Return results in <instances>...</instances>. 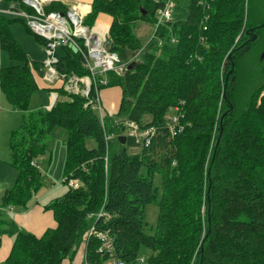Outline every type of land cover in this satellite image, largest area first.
I'll return each mask as SVG.
<instances>
[{"label":"trees","instance_id":"trees-1","mask_svg":"<svg viewBox=\"0 0 264 264\" xmlns=\"http://www.w3.org/2000/svg\"><path fill=\"white\" fill-rule=\"evenodd\" d=\"M8 2L30 11L22 0ZM163 6V0H93L85 24L110 19V51L120 57L143 49L124 73L99 76L107 80L101 93L122 91L117 114L107 112L104 125L87 99L68 95L62 82L45 89L58 94L51 110H29L43 62L31 61L15 39L12 24L20 18L0 14V49L18 63L0 69V90L24 113L9 138L16 182L0 208L28 209L41 191L38 160L57 128L68 133L64 184L81 182L45 207L57 227L40 238L0 220V246L3 235L13 240L3 264H62L79 249L88 264H105L100 242L88 237L92 225L113 236L116 255L128 264H138L143 250L150 252L145 264H264V0H190L187 19L160 25L146 46L137 25L155 28ZM67 9L60 2L47 7ZM248 31L256 41L249 42ZM35 37L44 48L46 42ZM61 52L59 73L89 75L81 54L70 47ZM170 111L182 115L176 136L167 127ZM127 122L157 129L140 154L118 141ZM109 135L114 138L107 141ZM152 204L159 214L149 235L145 210Z\"/></svg>","mask_w":264,"mask_h":264},{"label":"built area","instance_id":"built-area-1","mask_svg":"<svg viewBox=\"0 0 264 264\" xmlns=\"http://www.w3.org/2000/svg\"><path fill=\"white\" fill-rule=\"evenodd\" d=\"M164 6L158 12V21L156 31L160 25L172 21L175 8L174 0H163ZM56 0H22V4L30 11L21 10L12 5L9 9L1 10L0 14L24 19L30 31L39 38H42L46 45L44 46L45 60L43 62V79L45 82L53 85L57 82L64 84V90L68 95H79L87 99V104L98 112L102 125L106 122L104 107L101 99L100 86L106 85V79H99V76L109 72L124 73L127 67L138 60L143 51L137 52L128 62L121 65L118 54L108 49L110 27L102 23H96L94 26L85 24V19L91 13V6L85 3H74L68 7L65 13L58 11H47V7ZM99 27L106 28V32L97 31ZM154 34L153 38L156 37ZM152 38V39H153ZM151 39V40H152ZM150 40V41H151ZM146 46H148V44ZM175 42V40H173ZM159 46L163 45L159 39ZM75 46L78 53L83 58L84 67L89 71L86 77L76 75H66L59 73L57 65L59 64L58 52L64 47ZM54 102L58 100V94L53 93ZM0 105V113H1ZM178 110H176L177 112ZM182 115L174 113L173 117L167 123V127L172 136L183 130L181 125ZM125 135L134 137L136 143L144 148L151 145L152 138L156 135L157 129L150 127L141 129L134 122H127L125 126ZM114 138L113 135L107 136V141ZM69 187L79 189L81 182L72 180ZM103 214L97 215L99 219ZM96 218V219H97ZM94 236L100 242L99 253L107 255L105 264H128L121 260L115 253L114 238L107 231L99 230L96 225H92L88 237ZM146 260L140 258L138 264H145ZM88 264V263H87Z\"/></svg>","mask_w":264,"mask_h":264},{"label":"rangeland","instance_id":"rangeland-1","mask_svg":"<svg viewBox=\"0 0 264 264\" xmlns=\"http://www.w3.org/2000/svg\"><path fill=\"white\" fill-rule=\"evenodd\" d=\"M56 1L60 3L63 2V0ZM189 2L190 0H174L175 8L172 16V22L184 21L187 19ZM7 7L8 5L5 3V1L0 0V9L3 10ZM23 20L20 19L19 21L12 24L13 35L17 42L22 46L23 50L26 52L31 61L33 60V62L42 63L45 60L44 49L38 44L35 35L28 31L26 20H24L25 22ZM96 22L94 23V25L96 24ZM138 25L136 34L141 42L146 43V41H150L155 34L156 27L154 28V26L149 23H140ZM59 53L61 54L62 52L59 51ZM132 56L133 54L131 52L121 53L119 57L121 58V65H124V61L131 58ZM17 64V62L10 59L9 55L6 52L1 51L0 49V69L10 66H16ZM60 99L67 100V96H64ZM50 103L51 101L49 98V93L39 90L34 94L30 102L29 110L46 109V106ZM0 105L2 106L0 114V179L2 183L0 184L1 198L5 190L10 188L11 184H13L12 178L16 177L15 170H13V168L8 165L10 159L9 138L10 132L19 128L22 124V112L15 111L14 108L9 105L4 95L1 93V90ZM104 114L105 116H107L106 109H104ZM115 114L112 115L115 116ZM112 115H110V117H112ZM173 115L174 113L170 111L166 116L167 120L170 121ZM117 123L120 125L123 124L122 120H118ZM126 124L127 123H125V126ZM67 137L68 133L64 129L57 128L48 140V151L46 155L40 157L38 160L40 170L43 175V187L38 194V198L40 197V199L42 200L43 196L47 194V197L43 199L44 201L42 203L46 204L55 198L62 197L69 190V185L64 184V167L67 156ZM125 147L128 149L129 153L134 154H140L143 149L141 145L136 143V139L134 137L129 136H127V143ZM156 184L158 186L160 184V177L158 175L156 176ZM158 214L159 208L155 204L149 205L145 210V221L147 223L146 233H148L149 235H153L155 233ZM79 252L82 253V249H79L75 254H72L69 257V260L71 262L76 261ZM149 255V251L143 250L140 258H144L145 260H147L149 258ZM82 264H85L84 260Z\"/></svg>","mask_w":264,"mask_h":264},{"label":"crops","instance_id":"crops-1","mask_svg":"<svg viewBox=\"0 0 264 264\" xmlns=\"http://www.w3.org/2000/svg\"><path fill=\"white\" fill-rule=\"evenodd\" d=\"M4 1L8 5V7L4 8L3 10L9 9L12 5H15L13 3L10 4L8 0H4ZM61 3H63L67 7H69L70 5L74 3H86L91 6L93 3V0H63V2ZM96 23H102V24L107 25L108 27H111L110 19L107 16L100 17ZM59 51H61V49ZM43 75L41 77L40 75L35 73V76H36L37 82L39 83L41 91H45L46 87H50V84L44 81ZM53 95H54L53 93H49V98H50L51 103L46 106L47 110H50L55 104ZM102 99H103L104 107L106 111L110 115L115 114L118 112V108H119V105L122 99V91L118 87L108 88L104 90V92L102 93ZM14 110L22 112L15 108ZM30 111H36V110H30ZM21 114L23 117L24 113L22 112ZM13 170L15 169L13 168ZM15 172H16V177H17V171L15 170ZM13 175H14V172H13ZM16 177L12 178L13 184H11L10 188L5 190L4 194L6 193V191H8L14 186L16 182L15 181ZM0 184H2L1 179H0ZM3 195L1 196V198L3 197ZM46 197H47V194H45L41 200L40 197L38 198V195H37L34 198V200L30 203L28 209L11 207L5 210V209L0 208V220L6 219L7 221H12L16 225H18L20 229H22L23 231L33 234L36 237L40 238L48 230L55 229L57 227L53 213L50 210L45 209L46 206L50 205L57 198L51 200L50 202L46 204L42 203L44 201L43 199H45ZM1 198H0V201H1ZM12 246H13V240L9 236L3 235L2 243L0 246V264H3L6 262L7 258L10 255ZM83 260L85 261V264H87L84 249H82V253L81 252L78 253V257L76 261L71 262L69 259H67L62 264H82Z\"/></svg>","mask_w":264,"mask_h":264},{"label":"water","instance_id":"water-1","mask_svg":"<svg viewBox=\"0 0 264 264\" xmlns=\"http://www.w3.org/2000/svg\"><path fill=\"white\" fill-rule=\"evenodd\" d=\"M253 31V30H252ZM252 31H248L246 34H247V36H251L252 38H251V40L249 41V42H254V41H256L257 40V38H258V36L257 35H254L253 34V32ZM246 44V43H245ZM245 44H243L241 47H243V46H245ZM71 49H72V51L74 52V53H78V49L75 47V46H71ZM247 50V49H246ZM233 54H234V51L228 56V62H230L231 63V65H232V70L234 69V62H233V60H232V56H233ZM261 59L263 60L264 59V52L262 53V55H261ZM129 69H131V68H129ZM232 72V71H231ZM231 72L228 74V78H229V76H230V74H231ZM228 81V80H227ZM226 84H227V82H226ZM225 97V96H224ZM54 106V105H53ZM51 110V109H50ZM222 120H223V118H222ZM222 120H221V123H222ZM222 126V125H221ZM122 132H125V128L122 130ZM118 141L122 144V145H126V143H127V138H126V136H120L119 138H118ZM220 142V137H219V139H218V142H217V144ZM201 264H202V261H201Z\"/></svg>","mask_w":264,"mask_h":264},{"label":"bare ground","instance_id":"bare-ground-1","mask_svg":"<svg viewBox=\"0 0 264 264\" xmlns=\"http://www.w3.org/2000/svg\"><path fill=\"white\" fill-rule=\"evenodd\" d=\"M97 31H104V32H106V28H104V27H99Z\"/></svg>","mask_w":264,"mask_h":264},{"label":"flooded vegetation","instance_id":"flooded-vegetation-1","mask_svg":"<svg viewBox=\"0 0 264 264\" xmlns=\"http://www.w3.org/2000/svg\"><path fill=\"white\" fill-rule=\"evenodd\" d=\"M253 34L255 35V33H254V32H253ZM247 37H248V40H251V38H252L251 36H247Z\"/></svg>","mask_w":264,"mask_h":264}]
</instances>
